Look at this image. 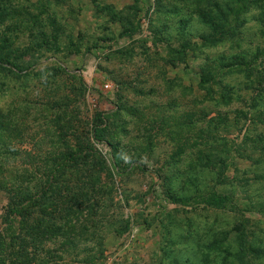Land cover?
Returning <instances> with one entry per match:
<instances>
[{
  "label": "rangeland",
  "instance_id": "374dc122",
  "mask_svg": "<svg viewBox=\"0 0 264 264\" xmlns=\"http://www.w3.org/2000/svg\"><path fill=\"white\" fill-rule=\"evenodd\" d=\"M15 2L31 13L44 9L54 17L61 34L56 44L47 41L36 52H19V62L29 67L24 76L0 72V122H6L8 131L5 148L19 146L44 153L33 158L43 163L51 147L61 150L59 135L67 131L65 126L80 133L90 125L103 129L107 119L109 130H124L116 134L118 146L124 148L123 163L128 164L129 158L134 161L129 163L130 171L114 177L113 206L105 207V212L112 211L115 217L104 223L102 253L101 257L94 253L96 261L172 264L163 253L168 241L173 243L168 250L180 255V264L185 258L199 260L204 245L223 236L220 247L234 252L240 241L234 227L240 226L245 245L259 249L249 253V262L264 264V213L257 206L264 203V157L248 150L250 137L264 139V95L256 90L253 75L251 85L237 71L220 78L233 91L226 105L218 103V94L208 99L202 88L203 80L218 72L215 61L221 56L248 62L257 55L252 63L254 75L264 81V3L250 7L241 16L238 33L228 39L235 24L229 14L225 13L227 23L222 28L215 20L209 29L199 24L192 0ZM203 2L198 7L215 13L209 6L204 8ZM199 34L218 42L203 45ZM25 41L19 38L17 46L22 48ZM51 68L58 69L57 74ZM104 84L109 88L104 89ZM53 114L60 116L61 132L47 122ZM188 114H192L190 125L185 123ZM207 131L214 136L206 149L208 145L221 149L220 161L228 167L226 181L214 184L215 171L193 173L204 178L200 191L213 186L228 195L230 203L222 208L206 207L196 200L187 206L169 204L161 179L170 178L177 188L186 185L183 181L196 149L193 142L203 143ZM93 147L108 164L110 150L103 138ZM5 157L11 162L27 160ZM4 199L0 193V205ZM103 201L106 206V194ZM121 217L128 221V228L114 234L111 231ZM214 253L211 264H218L220 258H214ZM233 261L230 256L226 264ZM56 264H70L69 256Z\"/></svg>",
  "mask_w": 264,
  "mask_h": 264
},
{
  "label": "trees",
  "instance_id": "16d2710c",
  "mask_svg": "<svg viewBox=\"0 0 264 264\" xmlns=\"http://www.w3.org/2000/svg\"><path fill=\"white\" fill-rule=\"evenodd\" d=\"M204 1L192 0L196 6L195 10H192L199 24L210 29L216 20L222 28V25L227 23L225 13L229 14L230 20L235 24L228 32V39L238 33L239 25L243 23L241 16L250 7H259L264 3V0ZM202 2L204 8L209 6L215 13H206L202 7H198ZM60 34V26L56 25L54 17L47 14L44 9L31 13L23 5H18L15 0H0V72L16 78L24 76L29 67L19 62V52L28 50L36 52L35 50H40V46L47 41L56 44ZM197 36L201 38L203 45L218 42L215 39L211 43L201 34ZM19 38L26 39V44L22 48L17 46L16 41ZM223 39L224 37L221 40ZM256 58L257 55L248 62L236 57L225 60L222 56L217 58L215 66L218 72L208 75L209 77L202 83L208 99H213L212 95L218 94V103L221 102L223 105L229 103L233 94L232 88L222 83L220 78L234 71L244 73L245 80L248 79L251 85L249 78L253 75L254 83L258 85L256 90L264 95V81L254 75L252 63H255ZM49 71L57 74L58 69L51 68ZM211 86H216L217 89L213 91ZM51 108L56 109V106ZM191 118L192 114L186 116L187 125H190ZM48 121L55 124L60 132L64 130L63 125H59L60 116L53 114L47 119ZM211 123L210 120L207 122L208 125ZM6 127V122H0V142H2L0 193L5 198L4 203L0 205V264H56L63 261L66 256H69L70 264H99L96 261L97 257L93 255L96 252L98 257H101V232L104 230V223L115 217L112 211L105 212V207L108 210L113 206L111 193L115 187L114 177L130 171L129 163L134 162L129 158L126 161L128 164L123 163L124 148L118 146L116 134H123L124 130L120 128L118 131L116 127L115 131L109 130L107 119H103V129L90 125L86 131H79L80 133H76L70 126H65L67 134L63 131L59 135L63 144L61 150L51 147L45 154L46 160L38 163L33 159L36 157L35 154L43 156L44 153L21 149L19 146L11 150L5 148L3 140H6L8 134ZM202 132V130L198 131V138L202 137ZM210 133L211 131L206 132L203 143L193 142L192 146L196 149L193 162L187 167L189 170L186 172L187 177L183 181L186 185L177 188L171 185L170 178L161 179V184H165L166 187L165 199L169 204L187 206L189 202L196 200L206 207L222 208L230 203V197L216 192L213 186L208 190L200 191L201 180L204 178H199L195 174L199 170L215 171L214 184L222 185L226 181L225 172L228 167L220 161L221 149H215L211 145L206 149L207 141L214 136ZM66 137L67 140L64 139ZM101 138L110 150L108 164L93 147V144L101 141ZM248 142L251 144L248 148L250 154H257L263 158V137L254 136L252 139L250 137ZM177 151L178 155L180 147ZM7 154L11 157H26L27 160L11 162L5 157ZM105 194L108 200L106 206L103 201ZM257 206L260 212L264 213V203H259ZM117 224V229L111 231L114 234L128 228V221L122 217L118 219ZM234 230L240 234L237 251L232 252L220 247L224 243L223 236L219 241L212 240L206 243L199 260L185 258L182 263L211 264L213 262L211 255L215 252L214 258H220L218 264H226V259L230 256L234 260L232 264H251L249 253H258L259 249L245 245V236L240 226L234 227ZM172 244L165 242L163 253L165 258H171L172 264H179L180 255L171 254L168 250L170 249L168 246Z\"/></svg>",
  "mask_w": 264,
  "mask_h": 264
},
{
  "label": "built area",
  "instance_id": "2783aa9c",
  "mask_svg": "<svg viewBox=\"0 0 264 264\" xmlns=\"http://www.w3.org/2000/svg\"><path fill=\"white\" fill-rule=\"evenodd\" d=\"M103 88H104V89H108V88H109V85H108V84H104V85H103Z\"/></svg>",
  "mask_w": 264,
  "mask_h": 264
}]
</instances>
